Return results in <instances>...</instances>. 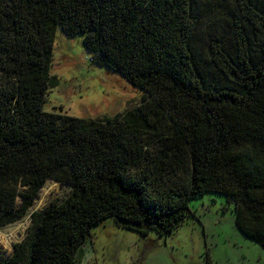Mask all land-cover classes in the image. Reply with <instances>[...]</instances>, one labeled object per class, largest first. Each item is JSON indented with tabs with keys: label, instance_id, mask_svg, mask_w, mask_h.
Instances as JSON below:
<instances>
[{
	"label": "trees",
	"instance_id": "16d2710c",
	"mask_svg": "<svg viewBox=\"0 0 264 264\" xmlns=\"http://www.w3.org/2000/svg\"><path fill=\"white\" fill-rule=\"evenodd\" d=\"M57 26L141 103L93 119L45 112ZM48 180L68 196L31 212L0 264H77L109 219L165 237L205 194L226 197L264 249V0H0V228Z\"/></svg>",
	"mask_w": 264,
	"mask_h": 264
},
{
	"label": "rangeland",
	"instance_id": "374dc122",
	"mask_svg": "<svg viewBox=\"0 0 264 264\" xmlns=\"http://www.w3.org/2000/svg\"><path fill=\"white\" fill-rule=\"evenodd\" d=\"M50 73L58 86L47 92L45 112L112 117L138 106L143 97L120 75L93 64L81 35L68 36L61 26L55 29ZM69 191L68 185L46 181L27 215L0 228V254L9 257L23 239L31 212L63 200ZM190 209L193 216L165 237L154 231L143 236L109 219L91 230L77 264H264V249L236 227L226 197L205 194L190 201Z\"/></svg>",
	"mask_w": 264,
	"mask_h": 264
}]
</instances>
